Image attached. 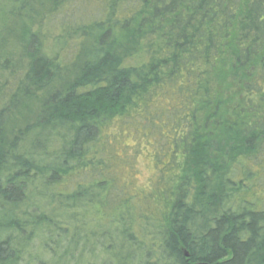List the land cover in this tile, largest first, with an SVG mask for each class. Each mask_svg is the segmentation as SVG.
Returning a JSON list of instances; mask_svg holds the SVG:
<instances>
[{"label":"trees","instance_id":"1","mask_svg":"<svg viewBox=\"0 0 264 264\" xmlns=\"http://www.w3.org/2000/svg\"><path fill=\"white\" fill-rule=\"evenodd\" d=\"M61 10L83 12L75 77L51 90L60 58L30 29L0 90L4 110L50 92L0 124V264L35 239V264H264V0H52L39 28Z\"/></svg>","mask_w":264,"mask_h":264},{"label":"rangeland","instance_id":"2","mask_svg":"<svg viewBox=\"0 0 264 264\" xmlns=\"http://www.w3.org/2000/svg\"><path fill=\"white\" fill-rule=\"evenodd\" d=\"M13 0H0V90L3 85L11 79L10 75L16 71V68L22 64L20 59V50L23 34L28 30H40L44 35L45 51L50 55L57 53L60 58L61 71L51 90L59 88L67 81H71L76 74L78 64L75 62V56L80 48L82 39L79 33H75L77 25L80 26L82 13L75 11L74 16L65 17V14H71V11L61 10L56 14L48 16L39 28V20L45 15V11L52 4V0H22V4L16 10V4ZM80 6V5H78ZM85 14V13H84ZM81 15V16H80ZM83 19V18H82ZM73 25L72 29L66 30V26ZM68 31V32H67ZM84 41L82 45L86 44ZM50 93V92H49ZM48 92L29 96L17 103L16 108L5 109L0 105V124L2 136L8 141L13 135L25 126L34 123L40 114L42 103L49 95ZM133 144V141H128ZM133 166L137 168L134 173L136 182L139 185L147 183L152 175V166L148 161L147 155H137ZM97 209V207H95ZM95 214V211L89 210L84 218L86 231H97L99 220L105 219ZM104 224V223H103ZM98 238L94 241L97 243ZM90 242V241H89ZM38 240H34L23 256L21 264H35L33 257L39 256L45 262L51 260L48 251H44ZM50 247H55L50 244ZM100 251V250H99ZM127 252H121L123 258ZM94 260V259H93ZM92 258L85 255L74 260L75 264H93ZM95 261V260H94ZM135 260H130L129 264H137ZM96 264H102L101 257L97 253ZM70 264H73L72 262Z\"/></svg>","mask_w":264,"mask_h":264}]
</instances>
